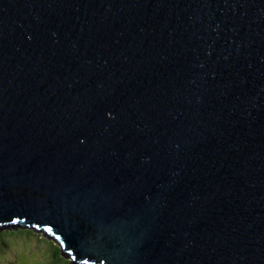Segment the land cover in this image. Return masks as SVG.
<instances>
[{
    "label": "water",
    "instance_id": "water-1",
    "mask_svg": "<svg viewBox=\"0 0 264 264\" xmlns=\"http://www.w3.org/2000/svg\"><path fill=\"white\" fill-rule=\"evenodd\" d=\"M18 226L70 264H264V0H0Z\"/></svg>",
    "mask_w": 264,
    "mask_h": 264
},
{
    "label": "rangeland",
    "instance_id": "rangeland-1",
    "mask_svg": "<svg viewBox=\"0 0 264 264\" xmlns=\"http://www.w3.org/2000/svg\"><path fill=\"white\" fill-rule=\"evenodd\" d=\"M39 231L36 233L28 228L0 230V264H70L71 259L65 258L66 254L64 257L60 254L62 259L59 260L53 258L51 239Z\"/></svg>",
    "mask_w": 264,
    "mask_h": 264
},
{
    "label": "trees",
    "instance_id": "trees-1",
    "mask_svg": "<svg viewBox=\"0 0 264 264\" xmlns=\"http://www.w3.org/2000/svg\"><path fill=\"white\" fill-rule=\"evenodd\" d=\"M16 228H18V229H22L20 226H18V227H13V229H16ZM41 233H43V235H45V236L47 235V236L53 238L52 235H50L47 231H42ZM49 242H50L51 245H52V246H51V248H52L51 252H52V254H53V258H54L55 260L62 259L61 256H60V254H61V252H60V248L58 247V245L55 244L54 239L49 240ZM67 262H68V261H67ZM68 263H70V262H68Z\"/></svg>",
    "mask_w": 264,
    "mask_h": 264
},
{
    "label": "bare ground",
    "instance_id": "bare-ground-1",
    "mask_svg": "<svg viewBox=\"0 0 264 264\" xmlns=\"http://www.w3.org/2000/svg\"><path fill=\"white\" fill-rule=\"evenodd\" d=\"M58 245V244H57ZM59 246V245H58ZM59 248H60V246H59Z\"/></svg>",
    "mask_w": 264,
    "mask_h": 264
}]
</instances>
